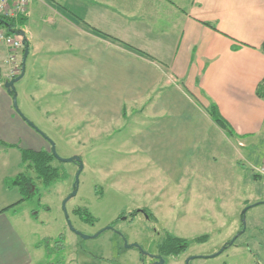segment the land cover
<instances>
[{
    "label": "crops",
    "instance_id": "crops-1",
    "mask_svg": "<svg viewBox=\"0 0 264 264\" xmlns=\"http://www.w3.org/2000/svg\"><path fill=\"white\" fill-rule=\"evenodd\" d=\"M25 19V108L59 112L73 135L96 128L89 144L106 142L91 134L146 121L130 137L132 154L176 185L184 215L258 200V160L249 159L251 174L236 171L233 151L244 158L239 148H252L264 162V0H35ZM7 54L0 47V97L13 114L2 90ZM212 104L234 135L211 118ZM0 143V157L18 147ZM21 168L0 170V264H34L21 206L8 209L22 199L7 188Z\"/></svg>",
    "mask_w": 264,
    "mask_h": 264
},
{
    "label": "rangeland",
    "instance_id": "rangeland-1",
    "mask_svg": "<svg viewBox=\"0 0 264 264\" xmlns=\"http://www.w3.org/2000/svg\"><path fill=\"white\" fill-rule=\"evenodd\" d=\"M28 81L26 76L15 84L18 110L15 95L9 94L6 81L2 84L3 92L12 100L13 114L7 112L0 97V142L5 140L18 147L10 148L8 155H1L0 170L19 171L21 148L51 153L55 149L61 159L77 156L83 164L75 197L71 196L79 164L62 163L55 158L53 166L66 173L65 181L45 188L36 180L38 194L20 204L18 218L26 224V240L31 245L34 264H157L159 245L167 234L189 241L205 236L207 239L202 243L192 242L179 258H163V264H188L190 259V264H264L263 180L255 181L262 192L258 200L247 202L246 208L214 214L198 205L193 213L184 215L183 197H178L176 185L149 165L145 157L132 154L130 137L143 129L146 121L136 119L131 124L129 120V125H126L128 120L124 121L125 128L112 136L109 131L91 134L106 139L102 144L82 142L96 128L82 133L80 129L73 135L59 112L56 118L46 115L44 118V113L40 114L30 104L25 108ZM239 150L244 158L236 155L235 150L234 156L225 147L220 150L228 160L233 156L236 171L239 167L251 174L249 159L258 160V167L264 165L257 151ZM23 172L22 167L19 173ZM252 172L257 175L255 169ZM80 209L91 214L96 222L84 221L76 214ZM233 240L235 244L222 252ZM133 245L142 248L147 254L145 258Z\"/></svg>",
    "mask_w": 264,
    "mask_h": 264
},
{
    "label": "trees",
    "instance_id": "trees-1",
    "mask_svg": "<svg viewBox=\"0 0 264 264\" xmlns=\"http://www.w3.org/2000/svg\"><path fill=\"white\" fill-rule=\"evenodd\" d=\"M25 24V18L18 20H3L0 21V29L4 28L10 33L8 28L20 31L25 26ZM25 40L28 44V40L26 38ZM258 96L264 99V80L259 88ZM207 111L220 128L227 131V133L230 135L235 134L228 122L221 116V113L216 105L212 104L207 108ZM21 152L22 167L25 169V172L19 174L12 180H8L7 188H18L22 199L17 204L8 209H12L23 202L30 200L32 197L38 194L36 180L39 181L45 188H50L52 185L56 183H62L66 179V173L59 167L53 166V162L55 161L53 153L48 151H36L32 149H21ZM76 214L80 215L81 218L88 223L94 224L96 222V219H94L93 216L85 210H77ZM205 239H207L206 236L189 241L187 239H182L171 234H167L163 242L159 245L160 258H179L188 251L192 242L202 243L205 242Z\"/></svg>",
    "mask_w": 264,
    "mask_h": 264
},
{
    "label": "built area",
    "instance_id": "built-area-1",
    "mask_svg": "<svg viewBox=\"0 0 264 264\" xmlns=\"http://www.w3.org/2000/svg\"><path fill=\"white\" fill-rule=\"evenodd\" d=\"M35 0H0V21L18 20L26 18L29 6ZM24 38L9 33L6 29H0V47L8 50L7 57L4 59V66L7 68L4 73L6 82L16 79L22 74L21 55L24 53ZM256 174L264 181V165L255 168Z\"/></svg>",
    "mask_w": 264,
    "mask_h": 264
},
{
    "label": "water",
    "instance_id": "water-1",
    "mask_svg": "<svg viewBox=\"0 0 264 264\" xmlns=\"http://www.w3.org/2000/svg\"><path fill=\"white\" fill-rule=\"evenodd\" d=\"M8 30L10 31V33L15 34V35H17V36H20V37H23V38H24V32H22V31H15V30L12 29V28H8ZM23 43H24V45H25V53H24L23 62H22V74H21L19 77H17L16 79H13V80L7 82V84H6V88H7L8 92H9V94H13V95H15V84L18 83L20 80H22V79L24 78V76H25L26 63H27V58H28V55H29V44H27L25 38H24ZM16 99H17V97H16V95H15L14 103H15V107H16V109L18 110ZM29 124L33 126L32 123H29ZM53 155H54V157H55L56 159H58V160H59L60 162H62V163H73V162H74V163L79 164V167H80V168H79V172H78V174H77V179H76V183H75V186H74V192H73V194H72V196H71V197H75V196L77 195V190H78V187H79V177H80V174H81L82 171H83V164H82V162H81V161H82L81 158L76 156V157H73V158H71V159H61V158L57 155L55 149H53ZM67 201H68V200H67ZM66 204H67V203H66ZM65 206H66V205H65ZM66 217H67V219H68V221H69V225H70V227L73 229L72 224H71V222H70V220H69V216L66 215ZM73 230H74V229H73ZM80 236H81L83 239H90V237H88V236H84V235H80ZM98 236H99V235L95 236V238H97ZM235 242H236V240H233V241L230 243V246L234 245ZM127 247H130V246H127ZM133 247L137 248V249L140 250L141 252L143 251L142 248H141L140 246H138V245H133ZM224 251H225V248L222 250V252H224ZM142 254H143V256L147 255L146 253H143V252H142ZM158 259H159V262H158L157 264H163V263H164L163 258H158ZM190 261H192V259L188 260L187 263L190 264Z\"/></svg>",
    "mask_w": 264,
    "mask_h": 264
},
{
    "label": "flooded vegetation",
    "instance_id": "flooded-vegetation-1",
    "mask_svg": "<svg viewBox=\"0 0 264 264\" xmlns=\"http://www.w3.org/2000/svg\"><path fill=\"white\" fill-rule=\"evenodd\" d=\"M233 246V245H232ZM230 246V243L225 246V250L228 249ZM145 258V256H143Z\"/></svg>",
    "mask_w": 264,
    "mask_h": 264
}]
</instances>
